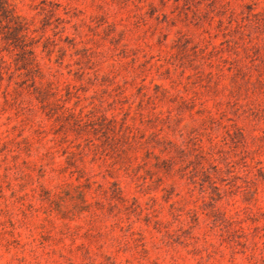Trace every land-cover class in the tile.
Here are the masks:
<instances>
[{
  "label": "clouds",
  "instance_id": "9594fccd",
  "mask_svg": "<svg viewBox=\"0 0 264 264\" xmlns=\"http://www.w3.org/2000/svg\"><path fill=\"white\" fill-rule=\"evenodd\" d=\"M9 7L0 264H264V0Z\"/></svg>",
  "mask_w": 264,
  "mask_h": 264
},
{
  "label": "rangeland",
  "instance_id": "374dc122",
  "mask_svg": "<svg viewBox=\"0 0 264 264\" xmlns=\"http://www.w3.org/2000/svg\"><path fill=\"white\" fill-rule=\"evenodd\" d=\"M7 1L9 3V0H7ZM47 23H48V21H47V19H45L44 20V24H47ZM12 26H13V21H12L10 15H9V13L6 15V14H4V13H2L0 11V41H4L6 44L10 43V44H12L14 46L19 47V45H17V43L19 41L16 42V40L13 37V30H12L13 27ZM21 39L22 40H20V45L22 44L21 46H23V38H21ZM70 39H71L70 37L65 36V37H63L60 40V43L61 44H68V43L71 44L72 41ZM47 48H48V45H45V44H41L40 45L41 52H43L45 55H49V53L47 52ZM179 48H180L179 55L184 57V58H187L186 54L184 52L183 44H180ZM18 59H20V60H25L26 59V57H25L23 52H21V55L18 57ZM140 91H141V89L138 88L137 89V93H139ZM49 92H51L50 88H49ZM180 108H181V110L190 109V105L181 104ZM73 131H76V130L73 129ZM97 131L101 132L102 134L105 133V132L108 133L107 143H106L105 146L111 151V153L113 155L117 156L120 159H124L125 155H126V148H125V146H126V138L123 137V136H117L116 132L112 128V125L111 124H106L104 122H100V125H99V128L97 129ZM150 139H155V138L154 137H150ZM239 139H240L239 132H237L235 135H233L231 137V140L234 143L237 142ZM156 167H159L163 171L167 172L170 169L171 165L167 161H161V162H159L156 165ZM258 174L261 175V176H264V173H260L259 170H258ZM203 180L204 181L208 180L207 175H205L203 177ZM112 190H113V196H117L119 190H118V188L116 187L115 184L112 186ZM212 191L216 192V189L213 188ZM170 192H171V190H169V194H170ZM249 196H250V193H246L245 194V198L246 199L249 198ZM165 198H167V197H165ZM217 198H219V196H217ZM133 203H135V201H133ZM145 222H147V217H145Z\"/></svg>",
  "mask_w": 264,
  "mask_h": 264
},
{
  "label": "trees",
  "instance_id": "16d2710c",
  "mask_svg": "<svg viewBox=\"0 0 264 264\" xmlns=\"http://www.w3.org/2000/svg\"><path fill=\"white\" fill-rule=\"evenodd\" d=\"M0 11L6 15L9 13V15L13 21V26H12L13 27V29H12L13 30V37L16 40V42L19 41L17 43V45H19V47H22L21 46L22 44L20 45V40H22L21 38H23V36L20 35L19 33L21 32L23 25L20 23L19 20H17L13 16L12 9L9 7V3L7 0H0Z\"/></svg>",
  "mask_w": 264,
  "mask_h": 264
}]
</instances>
